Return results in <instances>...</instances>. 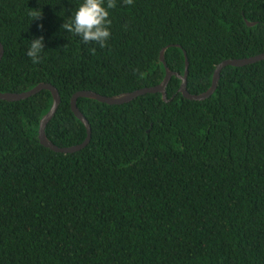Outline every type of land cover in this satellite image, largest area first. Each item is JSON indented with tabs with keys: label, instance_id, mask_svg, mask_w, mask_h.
I'll list each match as a JSON object with an SVG mask.
<instances>
[{
	"label": "trees",
	"instance_id": "1",
	"mask_svg": "<svg viewBox=\"0 0 264 264\" xmlns=\"http://www.w3.org/2000/svg\"><path fill=\"white\" fill-rule=\"evenodd\" d=\"M82 2L0 0V93L53 85L61 105L46 135L60 148L87 138L76 93L158 86L165 48L180 75L186 52L192 95L221 63L264 53V0H117L105 48L62 29ZM181 83L171 79L169 102L78 99L92 136L73 154L40 143L51 92L0 100V264H264V61L226 67L205 101L184 98Z\"/></svg>",
	"mask_w": 264,
	"mask_h": 264
},
{
	"label": "water",
	"instance_id": "2",
	"mask_svg": "<svg viewBox=\"0 0 264 264\" xmlns=\"http://www.w3.org/2000/svg\"><path fill=\"white\" fill-rule=\"evenodd\" d=\"M246 22H247V25L249 27H254L256 25V23H251L248 21H246ZM166 51H167V48L163 49L161 51V57H160L161 62L166 67V76H165L164 80L161 82V84H159L156 87L145 88V89L137 90L135 92L126 93V94H122V95H118V96H114V97H104V96H101L95 92H90V91H81V92L76 93L73 96V98L71 100L72 111L75 114V116L84 124V126L86 127V130H87V138L81 145L68 147V148H60V147L54 145L48 139V137L46 135L47 125L54 118V116L56 115V113L58 111L59 106L61 105V97H60L59 91L53 85H51V84H39L34 89H32L28 92L22 93V94H12V93L3 94V93H0V100L6 101V102H19V101L27 100L33 96H36L37 94H39L42 91L51 92V94L53 96V105H52L50 111L47 113V115H45L40 122V128H39L40 143L44 147L50 149L53 152L62 153V154H73V153L80 152L85 147H87L91 141V136H92L91 135V132H92L91 125L88 122V120L85 118V116L82 114V112L79 110L78 105H77L78 99H80V98L95 100V101L103 103V104L115 106V105L128 104V103L134 101L135 99H137L141 96L148 95V94H161L163 100L165 102H169L168 96H167V87H168L171 79L173 77H177L182 82L180 89H179V93H181L184 98H186L190 101H205V100L211 98V96L217 90L218 83H219L220 76H221V72L226 67L241 68V67L253 65V64L259 63L261 61H264V53L261 55L252 57V58H248V59L227 60V61L221 63L216 68L214 75H213L212 86L210 87V89L203 94L192 95L189 93L188 87H187V85H188V73H189V62H188L186 52H185V58H186L185 73H184V75H180V74L172 72L167 67V64L165 61ZM3 55H4V49H3L2 44L0 43V62L3 58Z\"/></svg>",
	"mask_w": 264,
	"mask_h": 264
},
{
	"label": "clouds",
	"instance_id": "3",
	"mask_svg": "<svg viewBox=\"0 0 264 264\" xmlns=\"http://www.w3.org/2000/svg\"><path fill=\"white\" fill-rule=\"evenodd\" d=\"M125 5H133L134 0H123ZM117 7V0H83L75 11L71 20L66 21L62 25V29L69 33L78 35L82 38L84 43L95 42L101 48L108 46L107 42L111 38L110 26L112 20L109 9ZM29 16L33 20L42 18V10L32 9ZM42 28L43 25H40ZM44 51V37L35 38L31 40L27 55L31 58L34 64L42 62V53ZM91 52L95 54L96 49L92 48Z\"/></svg>",
	"mask_w": 264,
	"mask_h": 264
}]
</instances>
